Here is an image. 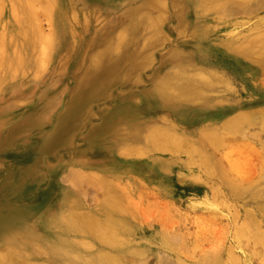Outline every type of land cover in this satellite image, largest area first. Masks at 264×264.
Wrapping results in <instances>:
<instances>
[{
  "label": "rangeland",
  "instance_id": "374dc122",
  "mask_svg": "<svg viewBox=\"0 0 264 264\" xmlns=\"http://www.w3.org/2000/svg\"><path fill=\"white\" fill-rule=\"evenodd\" d=\"M261 1L201 16L190 0H62L53 19L40 17L41 34L54 33L52 41L41 42L33 59L24 49L27 71L0 82L3 264L18 256L53 264L43 225L55 226L60 201L77 197L78 209L100 214L109 185L122 194L121 220L143 237H177L185 264H264V244L259 251L237 233L245 213L263 216L264 66L227 49L264 26V8L251 11ZM6 20L0 17V36ZM43 51L46 68L35 74ZM205 73L221 77L219 86L197 90L191 101L164 89L172 82L179 91ZM233 115L252 122L239 134L224 130L209 160L215 169L188 151L147 143L152 127L196 137ZM158 252L144 264H160Z\"/></svg>",
  "mask_w": 264,
  "mask_h": 264
},
{
  "label": "bare ground",
  "instance_id": "6f19581e",
  "mask_svg": "<svg viewBox=\"0 0 264 264\" xmlns=\"http://www.w3.org/2000/svg\"><path fill=\"white\" fill-rule=\"evenodd\" d=\"M68 1L71 3L72 0ZM249 1L190 0L189 5L192 10H196L197 13L203 16L210 12L221 13L228 3L241 6ZM61 4L62 0H4L3 2L0 0V17L7 18L4 23L3 35L0 36V82H7L25 73L30 64V59L34 57V50L40 47L41 42L47 45L49 41H52L54 33L49 34L46 38L42 36L39 29L40 17L45 16L53 19L59 9L62 8ZM257 8H264V0L258 2L254 8H251V11H255L254 9ZM238 9L241 11L240 7ZM230 11L227 13L228 17ZM246 12L248 13V11ZM1 26L3 27V24ZM26 48H32L30 59L28 58L29 51H24ZM227 49L237 53L251 64L263 67L264 26L251 30L248 35L240 37L233 45H227ZM45 57H47L45 51L40 54V57L39 55L36 57L35 74H39L46 68L45 60H43ZM220 78L217 75L211 74L209 76L205 73L202 76L199 75L200 80L196 82L189 81V83L181 85L179 91L175 90L177 86H174L172 82L165 84L164 89L170 91L172 96L178 94L176 95L178 98L191 101L195 96H200L198 94L199 90H209L219 86L218 79L220 80ZM217 103L220 102L217 101ZM251 122L245 117L233 115L227 118L224 126L211 124L210 128L212 129H202L196 137L175 135L158 127H152L147 134V143L150 141L151 146L161 152L179 153L188 151L194 156L195 160L207 166L208 169H215L211 166L209 160L215 155L217 142L226 138L224 130L232 134H239ZM143 152H147V147L141 150L133 149L128 153L129 155H140ZM162 168L165 169L161 165L158 166L159 173L165 174V170H162ZM217 175L224 182L223 174L218 172ZM103 194V197L99 199L103 206L100 214L84 212L81 207L78 209L77 197H69L70 195H68L60 201L56 213L54 211L55 214L52 220V222H55V226L53 225V228L49 231L48 224L43 225L46 229L43 232L44 242L52 239L50 249L54 258L53 264H144L155 249H158L160 251L158 253L162 255L159 261L160 264H169L166 261L168 259L165 254L172 259V264H185L176 248L177 237L169 238L166 235L143 237L144 232L143 234L138 233L133 225L121 220L123 219L120 214L123 213L121 206L122 194L116 193L114 187L110 185L104 188ZM238 194H241V192ZM260 212L263 215L262 220H255L251 215L245 213L243 222L246 226L241 225L237 229V233L252 240L259 251L264 244V229L261 228H264V209H261ZM248 218L252 221H249ZM5 254L7 255V251L0 252V264H3ZM205 259L206 254L204 261ZM6 264L31 263L26 261L24 256H18ZM206 264H217V261L213 259L209 263L207 261Z\"/></svg>",
  "mask_w": 264,
  "mask_h": 264
}]
</instances>
